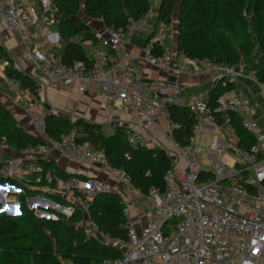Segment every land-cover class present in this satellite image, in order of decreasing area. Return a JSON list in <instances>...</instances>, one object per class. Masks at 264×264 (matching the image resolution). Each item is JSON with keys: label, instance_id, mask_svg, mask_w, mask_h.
I'll list each match as a JSON object with an SVG mask.
<instances>
[{"label": "built area", "instance_id": "built-area-1", "mask_svg": "<svg viewBox=\"0 0 264 264\" xmlns=\"http://www.w3.org/2000/svg\"><path fill=\"white\" fill-rule=\"evenodd\" d=\"M57 16L51 0H0V21L18 36L24 62L46 78L56 77L65 84H75L79 92L97 85L103 97L118 101L122 110L138 115L147 127L161 129L163 122L162 133L172 150L169 153L173 157L172 167L163 176L164 192L151 188L142 196L132 188L127 174L107 165L103 150L77 145L73 132L51 138L44 117L27 109L28 124L39 139L35 150L41 160H47L49 152L55 150L69 161L105 166L119 185L135 191L145 201L146 214L139 230L133 228L129 207L124 201L122 212L126 217L127 236L116 238L99 230L87 215L86 201L102 193L114 192L109 181L98 176L57 181L53 192L72 202L68 207L60 206L63 213L70 214L74 208L80 210L85 236L121 253L117 260H103L97 264H264V132L253 116L247 95L242 90L221 94L213 110L223 114L217 121L203 96L183 101L176 81L131 75L127 71L129 61L126 58L113 63L90 59L63 64L60 55L44 51L36 42L44 37L49 49L57 44L58 34L53 31ZM148 16L149 12L128 22L124 28L103 26L94 31V38L102 46L116 48L140 30ZM166 32L167 28L158 24L154 36L145 43L143 59L147 64L169 75L194 74L195 71L212 73L215 79L241 75L232 67L203 58L183 57L180 64H173V56L165 44ZM156 41L166 49L161 56L152 54ZM249 77L253 79L252 73ZM261 89L264 91V84ZM183 103L196 119L191 143L179 147L172 137L176 125L169 106ZM229 112L238 115L241 127L250 134L253 142L249 148L228 146L222 137L223 128L230 123ZM205 124L212 127L207 147L203 148L209 158L208 164L192 152L193 140ZM124 133L130 146L150 147L136 125L125 126ZM22 165L21 157L5 160L0 165V178L16 179ZM34 170L41 174L43 167L37 164ZM207 174L211 177L202 179ZM44 175L50 182V172L45 171ZM49 216L55 218L54 214Z\"/></svg>", "mask_w": 264, "mask_h": 264}, {"label": "trees", "instance_id": "trees-1", "mask_svg": "<svg viewBox=\"0 0 264 264\" xmlns=\"http://www.w3.org/2000/svg\"><path fill=\"white\" fill-rule=\"evenodd\" d=\"M51 1L58 14L53 29L59 38L49 51L60 55L66 65L90 60L84 42L89 41L92 46L100 45L94 38V31L81 16L100 20L104 26L118 29L141 18L151 9L150 0ZM176 6L177 54L189 60L207 59L238 71L241 65H249L253 79L260 85L264 84V0H159L156 23L147 40L154 36L158 24L166 28L171 25ZM165 50L157 41L153 42L154 56H161ZM0 60L6 63L5 76L15 81L18 91L33 95L37 93V80L14 68L1 44ZM233 90V80L223 76L216 78L204 95L217 121L223 115L213 111L217 98ZM169 112L176 125L172 131L173 139L179 147L189 145L194 136L195 114L186 103L169 106ZM228 115L229 125H232L237 137L235 146L249 148L253 140L241 127L238 115L232 112ZM44 120L51 138L57 139L61 134L73 132L77 145L103 150L107 165L127 174L130 185L140 195L145 196L151 188L164 192L163 176L172 167L173 158L164 148L130 146L124 127H115L107 135L100 125L82 119L69 121L49 114ZM2 140L16 151L34 147L38 142L0 104V143ZM39 164L43 167L39 188L23 185L15 179L0 178V184H12L19 189L20 209L19 214L13 216L0 211V264H97L103 260L119 259V250L85 236L80 224L83 213L77 208L70 214L49 212L55 218H38L33 210L28 209L27 197L40 192L53 197L60 205L72 204L53 189L57 181L75 176L54 167L49 160H40ZM45 171L50 172V182L46 181ZM210 177L211 174H207L202 179ZM123 200L118 193L111 191L86 201L88 218L102 232L116 238H126Z\"/></svg>", "mask_w": 264, "mask_h": 264}, {"label": "crops", "instance_id": "crops-1", "mask_svg": "<svg viewBox=\"0 0 264 264\" xmlns=\"http://www.w3.org/2000/svg\"><path fill=\"white\" fill-rule=\"evenodd\" d=\"M158 1L155 6L151 4L149 16L143 27L116 48H105L99 44L92 46L89 41L84 42V47L88 50L89 58L107 63H113L120 58H126L129 61L127 71L131 75H136L141 79H168V77H173L174 81L180 86L183 101L198 96L204 97L212 87L215 80L214 74L195 71L194 74L175 73L169 75L167 72L147 64L143 59V47L156 23ZM81 19L93 31L100 30L104 26L100 20H92L83 16H81ZM173 24L172 21L171 25L167 28L166 46L173 56V64L177 65L182 62L183 56L177 54L175 46L177 19L175 26ZM36 42L44 51H49L46 38H39ZM0 44L12 60L13 67L35 78L38 82V89L35 95L18 91L15 81L5 76L6 63L0 60V104L11 113L20 127L36 139H38V136L28 124L27 109H32L37 116H44L49 113L68 119L69 121L82 119L95 123L100 125L104 134L107 135L111 134L115 127L136 125L138 130L149 141L150 147H161L168 154H171V145L164 139L162 133L165 128L163 122H161V129L145 126L138 115L126 109L122 110L118 101L103 97L99 93L97 85L89 87L84 92H79L75 84H65L56 77L46 78L40 75L31 65L24 62L22 56L23 47L18 36L1 21ZM133 61H136L135 65H133ZM189 66H191L190 63ZM239 72L240 76L230 78L234 82V90H242L247 95L251 102L253 116L257 120L260 130L264 132V91H262L260 84L249 77L251 73L249 67H243ZM211 131L212 127L209 124L203 126L200 132H198V145H200L201 139L204 137L209 138ZM221 135L226 140L228 146H235L237 137L232 125L224 127ZM196 138L193 140V143H195ZM15 157H21L23 160L22 171L15 180L23 185L39 188L41 174L36 172L34 168L37 164L40 165L39 161L41 159L35 150V146L16 151L8 147L2 140L0 143V165L5 160ZM47 160L54 167L75 177L98 176L109 181L114 188V192L123 197V201L128 205L129 218L133 223V228L139 230L142 227L146 214L144 206H141L136 196H133L128 190L121 189V185L117 183L116 179L105 166L69 161L63 154L55 150L49 152ZM225 161L228 162V159L225 158ZM9 185L12 184L6 183L0 188V191L2 190L5 193L15 191ZM12 186L17 188L15 185ZM41 189L44 190L43 187ZM8 208L11 211L18 210V206L14 201L10 202Z\"/></svg>", "mask_w": 264, "mask_h": 264}, {"label": "rangeland", "instance_id": "rangeland-1", "mask_svg": "<svg viewBox=\"0 0 264 264\" xmlns=\"http://www.w3.org/2000/svg\"><path fill=\"white\" fill-rule=\"evenodd\" d=\"M150 1H151V4L153 6H155L157 3V0H150ZM177 9H178V6L175 7V12L177 11ZM175 22H176V14L174 13V15H173V23H174L173 25L174 26H175ZM166 33H168V32H166ZM166 37H167V35H166ZM166 41H167V39H165V44H166ZM243 67L247 68V67H249V65H241L240 69H242ZM196 136H197V138H196V141L193 145V151L192 152L197 158L200 157L204 163L208 164L209 158L203 149V148L207 147V140L208 139L206 137H204L203 139H201L200 145H198L199 136H198V134ZM121 189L122 190H128L133 196H136L140 205L144 206L145 201L143 200V198L138 197L137 194L135 193V191L129 190L125 185H121ZM0 194H2L4 197L3 198L4 201L2 202V204H0V208L2 206L5 209V211H11L8 207L10 205V202L14 201L18 204V209H19V196H18L19 192L9 191L8 193H5L1 190ZM11 195L15 196V197H12ZM32 197H35V198L30 200V202H29L30 206H29L27 199L32 198ZM27 199H26V205H27L28 209L33 210L34 215L38 218H44V217H42L37 212L47 213V214H50L49 212L63 213V210L61 207L62 206L68 207V205H62V204L60 205V203L58 201L54 200L53 197L47 196L46 194H44L42 192H40L39 194H32V195L28 196ZM58 207H60V210H58L59 209ZM19 212H20V209H19Z\"/></svg>", "mask_w": 264, "mask_h": 264}, {"label": "water", "instance_id": "water-1", "mask_svg": "<svg viewBox=\"0 0 264 264\" xmlns=\"http://www.w3.org/2000/svg\"><path fill=\"white\" fill-rule=\"evenodd\" d=\"M132 63H133V65H135V64H136V61H133ZM168 80H170V81H174V78H173V77H168ZM48 115H49V113H48V114H45L43 117H46V116H48ZM5 184H6V183L0 184V188H2ZM9 187L14 188V190H15L16 192H18V189L15 188V187H13L12 185H9ZM33 198H35V197H32V198L27 199V201H28V205H29V206H30L29 202H30V200L33 199ZM3 201H4V199H3L2 195H0V204H2ZM16 204H17V203H16ZM17 206H18V204H17ZM58 208H59L58 210H60V207H58ZM0 211H3L5 214H7V215H9V216H13V215H17V214H19V211H18V210H17V211H5L4 208H3L2 206H1V208H0ZM37 213L40 214V215H41L42 217H44V218H50L49 214H47V213H40V212H37Z\"/></svg>", "mask_w": 264, "mask_h": 264}]
</instances>
